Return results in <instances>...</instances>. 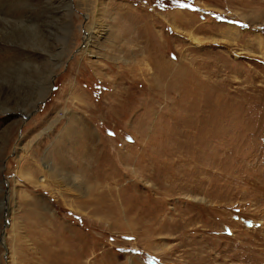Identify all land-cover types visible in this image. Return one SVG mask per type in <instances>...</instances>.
<instances>
[{
	"label": "rangeland",
	"instance_id": "1",
	"mask_svg": "<svg viewBox=\"0 0 264 264\" xmlns=\"http://www.w3.org/2000/svg\"><path fill=\"white\" fill-rule=\"evenodd\" d=\"M0 264H264V0H0Z\"/></svg>",
	"mask_w": 264,
	"mask_h": 264
},
{
	"label": "snow or ice",
	"instance_id": "2",
	"mask_svg": "<svg viewBox=\"0 0 264 264\" xmlns=\"http://www.w3.org/2000/svg\"><path fill=\"white\" fill-rule=\"evenodd\" d=\"M181 7H185V5H180ZM110 135H114V133H110Z\"/></svg>",
	"mask_w": 264,
	"mask_h": 264
}]
</instances>
